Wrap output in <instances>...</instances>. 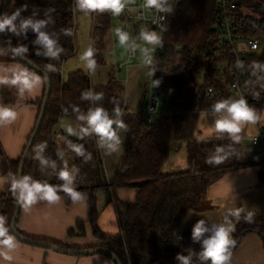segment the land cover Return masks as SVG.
Returning <instances> with one entry per match:
<instances>
[{
  "label": "trees",
  "instance_id": "obj_1",
  "mask_svg": "<svg viewBox=\"0 0 264 264\" xmlns=\"http://www.w3.org/2000/svg\"><path fill=\"white\" fill-rule=\"evenodd\" d=\"M171 2L172 20L161 38L162 43L158 47L156 59V71L162 77L169 103L167 112L155 122H148L144 114L140 116L123 111L125 104L121 85L114 78L110 79L107 86L92 88L90 76L85 70H76L66 79L62 77V63L75 52L74 0H11L7 8V14H11L16 8L26 5L27 10L21 15L34 16L35 19H45L47 10L54 9L49 13L54 23H49L46 30L55 33L59 37L58 43L64 48L59 60L36 56L38 46L31 43L35 39L34 33L29 32L27 39L10 33L16 45H28L29 53L26 56L37 65L44 68L46 63H52L57 68L56 72H48L52 85L51 96L45 119L26 162L24 175H30L37 181H48L50 184L62 186L64 181L59 179L57 173L64 168L65 162H68L69 166L79 169L73 187L82 194L90 195L93 200L95 192L108 185L96 137L80 139L66 133L60 135L53 127L65 115L76 119L80 126L83 122L77 119L79 112L86 113L90 108L97 106L105 108L110 114L116 107L121 110V118L127 126V131H122L129 139V147L120 160V167L112 185L136 188V201L120 205L123 230L116 236L100 234L95 223L93 206L91 212L95 234L100 235L104 240L103 245L115 252L123 264H179L176 260L177 254L183 255L184 250L200 245L198 242L194 243L191 238L193 225L200 219L192 218L185 222L188 211L202 207L209 184L231 166L230 157L218 165L206 162L217 146L224 147L226 151L229 146L234 148L231 141L218 137L199 141L195 137L198 112L211 109V105L219 101L218 98L231 97L229 87L233 78L230 64L234 53L231 47L219 46L220 35L216 28L218 1ZM237 2L238 34L259 36L262 40L261 49L250 56V64L264 63V0ZM99 22L101 26L97 29L103 36L109 23L106 12L99 13ZM64 29L71 30L72 35H64ZM102 50L99 47L95 49L96 62L103 61ZM13 59L33 69L19 57ZM251 65L246 76L249 95L247 100L259 113L264 103V73L261 77L253 76ZM209 85H214L220 90L214 98L206 94ZM87 90L103 93L102 100H82L81 94ZM255 93H259V99L253 97ZM42 101L43 99L39 101L38 116ZM73 106L77 107L79 112L73 111ZM64 109H67V112ZM58 134L64 136L62 145L57 141ZM180 141L188 142L190 165L187 169L175 173L165 172L163 164L168 150ZM42 142H47L44 155L56 162L55 171L51 168L42 170L39 161L34 159L35 148ZM69 143L83 144L86 154L91 153L92 158L85 160L84 157L78 156L68 148ZM66 150L74 157L62 159L58 156V152L64 153ZM0 155L3 171L8 176L6 189L0 194V199L7 195L10 197L2 206L0 215L6 217L10 228L16 205V196L10 182L13 174L18 175L22 156L17 161H11L1 141ZM60 195L69 197L63 192ZM246 215L247 213L239 217L236 232L230 234L235 241L231 252L246 233L255 231L264 234V209L253 213L251 222L245 219ZM207 226L211 227L208 222ZM80 227L83 228L82 225ZM192 261L193 264H205L199 259Z\"/></svg>",
  "mask_w": 264,
  "mask_h": 264
},
{
  "label": "crops",
  "instance_id": "obj_2",
  "mask_svg": "<svg viewBox=\"0 0 264 264\" xmlns=\"http://www.w3.org/2000/svg\"><path fill=\"white\" fill-rule=\"evenodd\" d=\"M4 0H0V11ZM74 40L75 52L69 56L61 66L62 77L67 78L72 72L82 69L88 72L92 88L107 86L110 79L114 78L121 85V94L124 98L123 111H130L138 115L145 116L147 93L152 78L148 65H144L140 57L144 41L140 38V33L145 30H156L151 24L135 25V29L130 37V43L136 44L137 51L135 57L130 55V47L121 46L115 30L119 27L115 23L116 19L111 13L106 12L109 23L105 34L101 36L98 31L99 12L91 13V27L89 38L77 40L78 14L82 13L74 9ZM150 15V11L148 12ZM123 20H121L122 22ZM157 31V30H156ZM7 41L4 33H0V46ZM91 46L94 49L101 48L103 51V61L97 62L95 73H91L80 59L81 55ZM159 45H157L158 50ZM158 52V51H157ZM78 53V54H77ZM154 54V52H151ZM157 54V53H156ZM155 54V55H156ZM94 58V56H93ZM4 62H19L14 60L11 55L0 57ZM21 63V62H20ZM39 74V73H38ZM158 75V74H157ZM45 85L38 94L32 95L25 93L22 97L17 94L15 87L0 86V102L10 104L17 111V118L10 124H0V141L11 161H17L22 155L25 146L35 127L38 112L40 109L39 101L43 99ZM222 94H220L221 96ZM165 105L160 107V115L152 117L155 122L163 116L168 109V99L165 97ZM219 101L225 97L218 98ZM161 103V102H160ZM159 103V106H160ZM158 106V108H159ZM157 108V111L159 109ZM211 109H203L198 112L195 127V137L202 141L201 137L211 139L221 138L231 141L227 134L218 135L215 132L208 134V129L214 123V117L210 115ZM261 120L254 125L246 124L240 133V142H233L236 152L230 156L231 164L225 172L212 181L207 187L202 207L191 210L193 214L186 217L185 222L192 218L205 219L210 225L221 223L224 215L229 210L242 208L241 215L248 212H260L264 209V146L250 142L249 138L259 131L264 132V103L259 113ZM72 119V121H70ZM70 121L72 127L78 128L76 119L70 116H63L54 125V130L68 134L65 131L66 122ZM57 135L59 144H63V135ZM69 135V134H68ZM122 138V151L112 156H105L101 149L99 153L106 172L108 185L99 188L95 192L94 199L88 194H83L84 199L73 201L70 197L60 195L58 202L49 203L38 201L25 209L22 205L17 222L18 230L27 237L41 239L57 243L70 248H90L104 246V240L94 232L92 220V206L94 208L95 223L100 234L106 236H116L122 233V222L120 217V205L134 203L137 197V189L132 186L114 187L113 180L119 170L122 157L129 147V139L124 131L120 132ZM73 155L64 151V158L68 159ZM2 157L0 155V178H7L2 168ZM190 165L189 149L187 141L175 143L166 155L163 170L174 172L185 170ZM72 168V167H71ZM231 185V190L229 189ZM7 182L0 183V194L6 189ZM10 197L0 199V210ZM235 226V233L239 218H231ZM83 226L80 227V226ZM83 229V230H82ZM14 236V235H13ZM15 237V236H14ZM16 247L9 252L13 257L11 261L3 260L0 257V264H115L113 259L104 253L74 255L47 248L39 245L25 243L15 237ZM189 249V248H188ZM194 253L200 251V245L190 247ZM7 251V250H6ZM189 253L184 250L183 255ZM193 260L199 259L197 255L192 256ZM229 264H264V234L251 231L246 233L230 258Z\"/></svg>",
  "mask_w": 264,
  "mask_h": 264
},
{
  "label": "clouds",
  "instance_id": "obj_3",
  "mask_svg": "<svg viewBox=\"0 0 264 264\" xmlns=\"http://www.w3.org/2000/svg\"><path fill=\"white\" fill-rule=\"evenodd\" d=\"M75 7L78 11L85 15L99 12H109L112 16H119L125 9L127 0H74ZM144 8L155 9L159 13H170L172 11L169 0H144ZM27 10L26 5L16 8L11 14H0V33L5 31L16 37L27 39V34L32 32L35 39L32 45L38 46L35 55L59 60L64 48L58 43L59 37L52 32L46 30L49 23H54L52 16L49 14L54 9H48L45 13V19H35L34 16L23 17L22 12ZM160 19H163L161 16ZM158 23V21H154ZM161 30H164L161 27ZM64 35H72L71 30L64 29ZM115 34L119 39L121 46L131 47L135 49L137 46L134 42L130 43L129 33L117 28ZM140 38L153 47L162 43L161 34L156 30H145L140 33ZM151 48H143L142 57L144 65L153 64L151 56ZM95 49L91 46L81 55L80 59L84 61L86 68L95 73L97 62L93 58ZM29 53V47L26 44L11 45V41L5 42L0 46V57H25ZM235 67L244 70V63L237 60ZM251 74L257 76L258 73H264V63L254 62L251 65ZM57 68L52 63H46L43 69L44 74H38L36 70L30 69L20 62H4L0 60V86L15 87L17 94L23 96L26 92L32 95L38 94L42 87L48 83L47 72H56ZM160 80H153L152 86L157 87ZM210 93L212 89L208 90ZM259 99V93L253 95ZM103 93L87 90L82 92V100H90L93 102L100 101ZM67 112V109H64ZM73 111L79 112V109L73 106ZM210 115L214 117L213 125L208 129V134L215 132L218 135L227 134L233 142H240L242 137L240 133L246 124L254 125L261 120V116L257 110L250 106L244 96L238 99H223L211 105ZM121 110L116 107L110 114L108 110L101 106L90 108L86 113L79 112L77 119L82 121L78 128L71 125L67 126L65 131L70 136H77L80 139L84 137H96V143L105 156H112L122 151L121 130L127 131V126L122 120ZM17 118V111L10 104L0 102V124H10ZM205 139V137H201ZM47 148V142H42L35 148L34 159L39 161L41 169L51 168L56 170V162L44 155ZM68 148L74 151L78 156L84 157L85 160L92 158L91 153L85 152L83 144H68ZM235 148L229 146L226 151L224 147L217 146L214 153L208 159L209 164H221L228 159ZM58 156L63 158L64 153L58 152ZM79 169L73 167L69 169L67 163L62 170L59 171V179L64 181L62 186L50 184L48 181L34 180L30 175L11 176L10 186L16 196V199L25 209L34 205L38 201H47L49 203L58 202L60 193H66L73 201L84 199L83 194L73 187L76 174ZM7 182V178H0V183ZM231 190V185L229 184ZM242 208L229 210L223 217L221 223H213L211 227L207 226L205 219H200L193 225L191 238L194 243L200 244V251L194 253L192 249H187L188 255L177 254L176 260L179 264H193L192 256L195 254L199 260L205 264H229L232 256L231 248L235 241L231 238V233L235 230V226L231 218H239ZM193 212L188 211V217ZM253 213L248 212L245 219L251 222ZM16 247L15 237L11 234L10 228L5 216L0 215V257L5 261H11L13 257L9 254ZM7 250V251H6Z\"/></svg>",
  "mask_w": 264,
  "mask_h": 264
},
{
  "label": "built area",
  "instance_id": "obj_4",
  "mask_svg": "<svg viewBox=\"0 0 264 264\" xmlns=\"http://www.w3.org/2000/svg\"><path fill=\"white\" fill-rule=\"evenodd\" d=\"M218 1V13H217V23L216 28L218 34L220 35V47H231L233 49V59L230 64L231 75L233 78L232 85L229 87L231 94L230 98L238 99L240 96H244L246 100L248 99V84L246 82V76L250 72V56L257 53L262 47V40L259 36H242L238 34L236 27V18L238 15V2L237 0H217ZM171 4V0H169ZM144 0H127L126 7L121 13V20L123 27L121 30L129 33L131 37L135 25L152 24L155 29L161 34V38L164 32L167 30L169 22L172 20V15L170 13H159L155 9H147L143 7ZM150 11V15L148 12ZM97 14V12H95ZM163 19H160V17ZM158 21V23H154ZM163 27L164 30H161ZM137 51L130 47V55L135 57ZM153 59V64L148 65L150 72L153 76V80H160V84L157 87L152 86V82L147 93V103L146 104V114L145 117L148 122H152V114L157 111L160 103V97L164 96L168 98V93L163 88L162 77L157 75L156 71V59L157 54H151ZM237 60L244 63V70L241 71L235 67ZM257 76H262V73H258ZM212 89L210 93L208 90ZM220 92L219 89L214 87V85H209L206 89V94L213 97ZM249 103V100H247ZM250 105V104H249ZM250 142L254 144H259L264 146V132L259 131L249 138Z\"/></svg>",
  "mask_w": 264,
  "mask_h": 264
},
{
  "label": "water",
  "instance_id": "obj_5",
  "mask_svg": "<svg viewBox=\"0 0 264 264\" xmlns=\"http://www.w3.org/2000/svg\"><path fill=\"white\" fill-rule=\"evenodd\" d=\"M10 1L11 0H4L3 7L1 9L0 14L7 13V8L10 4ZM4 35L7 39V41L8 40L11 41L12 46H16L14 39L12 38V36L9 32L5 31ZM19 58L24 63L31 66V68H33L34 70L39 72L40 74H42V75L44 74V72H43L44 68L37 65L29 57L25 56V57H19ZM46 74L48 76V83L45 84V94H44V98L42 101L41 110H40L39 116L37 118L33 132L31 134V137L29 139V142H28L26 149L24 150V153L22 155V158H21V161L19 164V168H18V176L24 175L26 162L29 158V155H30L32 148H33V145H34V142H35V140H36V138L40 132L41 126H42L43 121H44L45 116H46V111H47L46 107H48L49 99L51 96V90H52L50 75L48 72ZM21 208H22V204H20L18 202V200L16 199L15 211L13 214V218L11 220L10 230H11V233L17 239H19L25 243H30L33 245H39V246H43V247H47V248H52V249L60 251V252H64V253H68V254H74V255L104 253L107 256L111 257L113 259V261L115 262V264H123L121 262L120 258L118 257V255L115 252H113L111 249H109L108 247H105V246H97V247L93 246L90 248H83V249H81L80 247L79 248H70V247L61 246L57 243H53L50 241L35 239V238H31V237H27L25 235H22V233L18 230V227H17V222H18V218L20 215Z\"/></svg>",
  "mask_w": 264,
  "mask_h": 264
},
{
  "label": "rangeland",
  "instance_id": "obj_6",
  "mask_svg": "<svg viewBox=\"0 0 264 264\" xmlns=\"http://www.w3.org/2000/svg\"><path fill=\"white\" fill-rule=\"evenodd\" d=\"M77 18H78L77 40L81 41V40L84 39V37H86V32H87V36L89 38V30H90V27H91V20H90V16L89 15H85L84 13H79ZM114 18L116 19L115 23L118 24L119 27H123V24L121 22V14L119 16L114 17ZM149 25H151V24L149 23ZM143 48H151V49H153L152 52H154V54H156L157 51H158L157 50V46L153 47L152 45L147 44L145 41H144V43L142 45V49ZM139 56L142 57V51L140 52ZM247 97H249L248 94H247ZM165 101H166L165 97L161 96L160 97V102L161 103H160V106L158 108L159 111H156L155 113L152 114L153 118H156L157 115H160V107L162 108L165 105ZM70 121H72V119H70ZM70 121L66 122L65 128L70 125ZM72 157H74V156H72ZM67 167L69 169H71V166H69L68 162H67ZM75 187H78V186H75Z\"/></svg>",
  "mask_w": 264,
  "mask_h": 264
}]
</instances>
